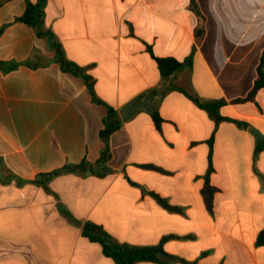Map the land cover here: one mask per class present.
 Listing matches in <instances>:
<instances>
[{
  "label": "crops",
  "instance_id": "obj_1",
  "mask_svg": "<svg viewBox=\"0 0 264 264\" xmlns=\"http://www.w3.org/2000/svg\"><path fill=\"white\" fill-rule=\"evenodd\" d=\"M2 2L0 28L10 25L0 60L23 62L34 51L42 64L54 59L46 39L15 21L26 0ZM44 14L103 104L53 61L0 71V158L26 180L0 181V264H117L93 237L161 260L135 264H264V88L238 101L264 52V0H45ZM153 55L183 65L165 79ZM159 89L153 110L123 118ZM190 96L223 101L220 114L233 121H216ZM108 106L122 122L109 138V174L65 173L48 188L31 182L96 162ZM207 176L218 189L212 211Z\"/></svg>",
  "mask_w": 264,
  "mask_h": 264
},
{
  "label": "trees",
  "instance_id": "obj_2",
  "mask_svg": "<svg viewBox=\"0 0 264 264\" xmlns=\"http://www.w3.org/2000/svg\"><path fill=\"white\" fill-rule=\"evenodd\" d=\"M44 2L45 0H38L37 2H33L32 0H26V10L24 14L15 19L16 22H22L33 28L36 31V34L39 38L46 39L53 51L55 52V57L51 61L56 62L60 65L62 71L66 73H70L76 77L83 79L85 84L87 85L89 92L93 97V101L96 103L103 104V102L97 97L95 92V79L87 72V69L81 67L74 61L70 60L64 51L63 46L57 40L55 34L45 29V21H44ZM2 0H0V6L2 5ZM10 24H5L2 28H0V37L4 33L5 29ZM153 54V53H152ZM154 56V55H153ZM157 61L159 70L165 79H169L175 72L179 71L182 67V63L174 58L166 57H155ZM40 55L38 52L34 51L31 57L23 62H17L15 60H0V71L4 74H7L11 71L17 70L21 66H26L31 69H38L41 67H45L51 61L47 63H40L39 61ZM264 88V52L260 58V62L257 68V79L247 95V97L239 99L238 101H253L257 95V93ZM193 101L200 106L201 108L207 110L209 114L218 122L221 121H233L231 118L223 117L220 114V107L223 105V101L209 102V101H201L198 98L190 96ZM107 116L104 118V127L100 131V137L105 143V147L101 151V155L96 162H90L84 159L82 162L78 164H66L60 169L53 170L51 172L39 174L33 182L37 185H42L45 188L49 187L50 182L57 176L65 174V173H82V174H92L95 176H106L111 172L108 167V163L111 159V151L109 147V138L110 136L117 131L121 127V120L119 118L118 112L108 106ZM155 123L157 127H160V122L162 121L161 117L158 114L154 115ZM235 121V120H234ZM240 125H243L242 122L237 121ZM153 167V166H148ZM212 166L209 169V174L212 171ZM209 177L207 176V182L203 189V194L205 197L206 206L209 211H212L214 196L217 193L218 189L212 186L209 182ZM11 180H16L17 182L26 181L15 174L6 170L2 159L0 158V181L1 182H9ZM169 207V206H168ZM171 208V207H170ZM173 236L164 237L162 242L167 241ZM94 240H98L102 242L104 247L105 255L112 258L117 264H135L138 261H155L160 262L161 260L158 258L156 252L152 250H147L145 248H130V247H122L121 249L113 248L106 244L104 240L100 237H93ZM257 243L259 245H264V229L258 234Z\"/></svg>",
  "mask_w": 264,
  "mask_h": 264
},
{
  "label": "water",
  "instance_id": "obj_3",
  "mask_svg": "<svg viewBox=\"0 0 264 264\" xmlns=\"http://www.w3.org/2000/svg\"><path fill=\"white\" fill-rule=\"evenodd\" d=\"M163 89L152 91L146 98H139L131 102L123 111V118L125 120L129 119L135 114V112L142 107H147L150 110H153L156 105V97L161 96ZM154 105V106H153Z\"/></svg>",
  "mask_w": 264,
  "mask_h": 264
}]
</instances>
